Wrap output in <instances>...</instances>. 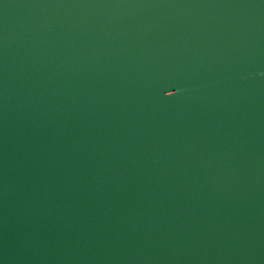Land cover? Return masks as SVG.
I'll list each match as a JSON object with an SVG mask.
<instances>
[{"label": "water", "instance_id": "95a60500", "mask_svg": "<svg viewBox=\"0 0 264 264\" xmlns=\"http://www.w3.org/2000/svg\"><path fill=\"white\" fill-rule=\"evenodd\" d=\"M0 264H264V0H0Z\"/></svg>", "mask_w": 264, "mask_h": 264}]
</instances>
